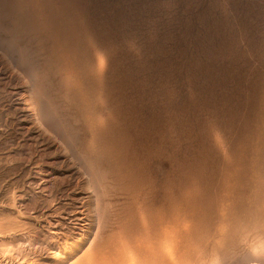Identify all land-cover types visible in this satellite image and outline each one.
Here are the masks:
<instances>
[{
	"label": "rangeland",
	"instance_id": "obj_1",
	"mask_svg": "<svg viewBox=\"0 0 264 264\" xmlns=\"http://www.w3.org/2000/svg\"><path fill=\"white\" fill-rule=\"evenodd\" d=\"M263 89L264 0H0V264H264Z\"/></svg>",
	"mask_w": 264,
	"mask_h": 264
},
{
	"label": "bare ground",
	"instance_id": "obj_2",
	"mask_svg": "<svg viewBox=\"0 0 264 264\" xmlns=\"http://www.w3.org/2000/svg\"><path fill=\"white\" fill-rule=\"evenodd\" d=\"M13 1V0H12ZM51 9V8H50ZM14 10H15V8H14ZM29 10V9H28ZM20 11V10H19ZM22 11V10H21ZM37 22V21H36ZM21 25V24H20ZM9 34V33H8ZM252 57V56H251ZM248 80V79H247ZM264 90V89H263ZM262 95H264V94H262ZM264 98V97H263ZM262 98V99H263ZM252 101H253V99H251ZM254 101H255V99H254ZM263 101H264V99H263ZM260 103V102H259ZM247 106H248V103H247ZM250 107V106H249ZM245 108H246V105H245ZM247 109V108H246ZM245 109V110H246ZM213 111V110H212ZM244 111V110H243ZM248 111V110H247ZM246 111V112H247ZM252 111V110H251ZM245 112V111H244ZM255 113V112H254ZM254 113H252V114H254ZM237 114V113H236ZM240 114V113H239ZM235 115V114H234ZM236 116V115H235ZM243 116V115H242ZM41 117V116H40ZM219 117H222V116H219ZM240 117H241V115H240ZM237 118V117H236ZM235 118V119H236ZM242 119L244 118V116L243 117H241ZM234 119V118H233ZM237 120H239L238 118H237ZM44 121V120H43ZM222 121V120H221ZM225 121V120H224ZM232 121V120H231ZM236 121V120H235ZM234 120H233V122H234V124L235 123H238V122H235ZM223 122V121H222ZM222 122H220V123H222ZM240 122V121H239ZM245 122V121H244ZM217 123H219V122H217ZM216 123V124H217ZM232 123V122H231ZM239 124V123H238ZM226 125V124H225ZM233 126H235L234 128H236V125H233ZM239 127H240V125H238ZM223 127V126H222ZM238 128V127H237ZM243 128L241 127V130H242ZM222 130V129H221ZM226 131H227V129H225ZM235 131H236V129H234ZM223 132H225L224 130H222ZM234 131V132H235ZM220 132V131H219ZM232 132H233V129H232ZM239 132H241V131H239ZM222 133V132H221ZM229 134H230V131L228 132ZM237 133V131L235 132V133H231L230 135H234V134H236ZM220 134V133H219ZM238 134V133H237ZM234 136H236V135H234ZM233 136V137H234ZM238 136V135H237ZM232 137V138H233ZM238 137H240V136H238ZM237 137V138H238ZM230 138H231V136H230ZM231 138V139H232ZM243 141H242V144H241V150L242 151H244V153H246V152H248L251 148H253V147H256V146H258V145H260L261 146V144H263L264 143V116H260L259 114H256V118H255V121H254V124H250L249 122L246 124V128H245V131H244V134H243ZM241 140V139H240ZM237 142V141H236ZM235 142V143H236ZM228 143H229V141H228ZM239 143V142H238ZM230 144V143H229ZM234 144V143H233ZM235 148V147H234ZM260 148V147H259ZM264 148V147H263ZM263 148H261L262 150H263ZM90 151V150H89ZM257 153V152H256ZM257 154H259V153H257ZM258 156V155H257ZM84 157V156H83ZM258 158H259V156H258ZM243 160H246V159H248V156L247 155H243V158H242ZM262 159V158H261ZM264 159V158H263ZM86 160V159H85ZM87 163H88V160H87ZM93 171V170H92ZM104 171V170H103ZM96 172V171H95ZM120 172V171H119ZM84 173V172H83ZM258 173V172H257ZM98 174H99V172H98ZM120 175V174H119ZM256 175V174H255ZM252 176H254V175H252ZM92 177V176H91ZM98 177V176H97ZM105 177V176H104ZM93 179V178H92ZM98 179H100V177L98 178ZM124 179V178H123ZM259 179V178H258ZM94 180V179H93ZM99 181V180H98ZM103 181V180H102ZM257 181V180H256ZM259 182V181H258ZM261 182H263V181H261ZM262 184V183H261ZM101 186V185H100ZM102 187V186H101ZM100 187V188H101ZM264 188V187H263ZM95 190V189H94ZM258 193V192H257ZM254 194H255V191H254ZM103 196V195H102ZM105 196V195H104ZM103 196V197H104ZM107 196V195H106ZM254 196H256V194L254 195ZM253 196V197H254ZM197 198V197H196ZM238 198V199H237ZM237 198H235V199H232V201L230 202V203H228V205L227 204H225V203H222L221 204V210H220V215H221V217L223 218V220H227V218H228V215H229V211H231V206L234 204V203H236L237 204V202L239 201V199H240V196L239 197H237ZM256 198V197H255ZM263 199H264V196H263ZM100 200V199H99ZM189 200V199H188ZM194 200V199H193ZM198 200V199H197ZM226 201V200H225ZM256 201V200H255ZM263 201V200H262ZM98 202V201H97ZM100 202V201H99ZM257 202V201H256ZM102 203H103V201H102ZM108 203V202H107ZM194 203V205L193 206H195L196 205V203L195 202H193ZM198 203V202H197ZM259 203V202H258ZM98 204V203H97ZM105 204V203H104ZM200 204V203H199ZM108 205V204H107ZM187 205V204H186ZM202 205V204H201ZM96 207H98V206H96ZM107 207V206H106ZM196 207H198V205H196L195 206V209H196ZM212 207V206H211ZM237 207V206H236ZM256 207V206H255ZM199 208V207H198ZM202 208V207H201ZM200 208V209H201ZM191 209V208H190ZM200 209H199V211H200ZM206 209V208H205ZM210 209H213V208H210ZM253 209V208H252ZM98 210V209H97ZM106 211V210H105ZM187 211V210H186ZM197 211H198V209H197ZM202 211H204L203 209L201 210V212L200 213H202ZM205 211H207V209L205 210ZM259 211L264 215V205H262L261 207H259ZM212 212L214 213V211L212 210ZM218 212V211H217ZM246 212H248V210H246V209H243L242 210V212H241V214H243V215H245V213ZM106 213V212H105ZM103 215H105L104 213H102ZM101 214V215H102ZM159 214V213H158ZM197 214H199V213H197ZM212 214V213H211ZM211 214L210 215H208L209 217H211ZM259 214V213H258ZM201 215V214H200ZM207 214H205V216H206ZM110 216V215H109ZM192 216H194V215H192ZM191 216V217H192ZM213 216V215H212ZM105 217V216H104ZM203 217H204V214H203ZM96 219V218H95ZM115 219V218H114ZM198 219H199V224H200V219L201 218H199L198 217ZM204 220H205V218H203ZM203 219H201V220H203ZM186 220V219H185ZM100 221V220H99ZM102 221V220H101ZM191 223V222H190ZM204 223H207V221H205ZM226 223L227 224H229L230 222L229 221H226ZM239 223V222H238ZM104 224V223H103ZM189 224V223H188ZM196 224V223H195ZM202 224V223H201ZM216 224V223H215ZM198 225V224H197ZM226 225V224H225ZM236 225V224H235ZM239 225H240V223H239ZM262 225V224H261ZM145 226V225H144ZM196 226V225H195ZM206 226V225H205ZM209 226V225H208ZM207 226V227H208ZM227 226V225H226ZM121 227V226H120ZM207 227H206V229H207ZM262 227H264L263 225H262ZM189 228V227H188ZM203 228V227H202ZM224 228V229H223ZM222 228V231H224L225 229H226V227H223ZM235 228V227H234ZM99 230V229H98ZM147 230V229H146ZM145 230V231H146ZM151 230V229H150ZM162 230V229H161ZM143 230H141V232H142ZM164 230H162V232H163ZM200 231V230H199ZM260 231V230H259ZM157 232V231H156ZM219 232V231H218ZM163 234V233H162ZM200 234V233H199ZM222 234V233H221ZM145 235V234H144ZM202 235V234H201ZM200 235V236H201ZM225 235V234H224ZM145 236H147V234L145 235ZM199 236V235H198ZM152 237H154L153 235H152ZM222 237H223V235H222ZM224 238V237H223ZM226 238V237H225ZM224 238V239H225ZM199 239H200V237H199ZM162 240V239H161ZM205 240V239H204ZM160 241V240H159ZM223 241H225V240H223ZM258 242V241H257ZM153 243V242H152ZM203 243V242H202ZM225 243V242H224ZM139 245H141V244H139ZM148 249L149 248H152V247H154V245H152V244H150V245H147L146 246ZM156 248H163L164 246L162 245H156L155 246ZM139 248H141V247H139ZM146 248V249H147ZM167 248V247H166ZM173 248V247H172ZM138 249V248H137ZM155 250V249H154ZM145 251H147V252H149L148 250H145ZM159 251V250H158ZM142 254H144V252L142 253ZM256 254V253H255ZM5 255V254H4ZM225 255V254H224ZM260 255V254H259ZM139 257V256H138ZM137 257V259H139ZM145 257H150V255L147 253V254H145L144 255V257H143V259L145 258ZM203 257V256H202ZM217 258H218V256H217ZM243 258V257H242ZM247 258V257H246ZM254 258H255V256H254ZM235 259V258H234ZM244 259V258H243ZM249 259V258H248ZM253 259V258H252ZM259 259V258H258ZM25 260V259H24ZM233 260V259H232ZM241 260V259H240ZM256 260H257V258H256ZM111 261V260H110ZM222 261V260H221ZM227 261V260H226ZM243 261V260H242ZM246 261H248V260H246ZM250 261H251V259H250ZM244 262H245V260H244ZM218 263V262H217ZM226 263V262H225ZM229 262H227L226 264H228ZM238 263H240L239 261H238ZM79 264V263H78ZM106 264V263H105ZM110 264V263H109ZM119 264V263H118ZM127 264V263H126Z\"/></svg>",
	"mask_w": 264,
	"mask_h": 264
}]
</instances>
